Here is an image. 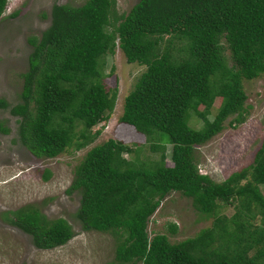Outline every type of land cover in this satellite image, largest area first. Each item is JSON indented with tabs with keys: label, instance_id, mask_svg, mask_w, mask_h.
Masks as SVG:
<instances>
[{
	"label": "trees",
	"instance_id": "trees-1",
	"mask_svg": "<svg viewBox=\"0 0 264 264\" xmlns=\"http://www.w3.org/2000/svg\"><path fill=\"white\" fill-rule=\"evenodd\" d=\"M5 2L0 0V15ZM26 41L30 50L17 102L0 99V109L17 118L16 140L34 158L81 149L96 137L98 131L89 129L107 119L116 95L115 88L104 87L100 71L113 47L126 63L144 67L123 97L117 121L141 136L149 152L157 151L158 162L123 158L139 145L108 138L86 150L66 191L78 194L73 218L81 230L115 236L105 264H264L258 189L264 185V132L251 163L220 182L197 173L193 154L226 116L234 114L231 126L241 122L240 81L264 73V0H136L118 15L113 0L55 2L47 27ZM190 116L199 121L197 128L187 124ZM7 131L0 122V133ZM165 145L169 166L162 161ZM47 177L45 170L42 179ZM168 192L189 199L204 215L231 201L234 212L214 215L209 227L177 243L163 234L147 237L146 219ZM12 218V226L40 250L64 244L72 233L63 219L45 224L35 211H12Z\"/></svg>",
	"mask_w": 264,
	"mask_h": 264
},
{
	"label": "rangeland",
	"instance_id": "rangeland-1",
	"mask_svg": "<svg viewBox=\"0 0 264 264\" xmlns=\"http://www.w3.org/2000/svg\"><path fill=\"white\" fill-rule=\"evenodd\" d=\"M84 0H6L0 15V99L7 104L17 102L20 77L26 68L30 46L27 38L38 37L48 25V10L52 3L78 6ZM136 0H113L118 15L125 13ZM16 12L14 16L11 13ZM225 65L232 66L222 39ZM102 58L100 71L105 88H115L116 95L107 119L100 121L89 132L98 131L85 147L65 149L53 158H34L16 140V117L7 109H0V122L8 130L0 133V264H105L112 259L114 235L93 230L83 231L73 218L78 204V194L66 192L75 166L87 149L104 140L120 139L131 148L138 146L137 153L123 155L140 162H158V152H149L143 138L135 135L131 127L118 123L123 97L131 90L135 80L144 70L136 63H126L115 46ZM111 68V70H110ZM242 120L229 125L234 114L226 116L221 129L201 145L193 149L197 173L206 175L213 182H220L231 172L251 163L253 154L264 132V73L249 80L240 81ZM218 98L212 102L208 119L214 114ZM197 110H201L198 106ZM187 124L197 128L199 121L190 116ZM79 129V126L76 127ZM169 146H164L163 163L168 160ZM47 179H42L44 171ZM243 181L239 183L242 184ZM264 200V185L258 187ZM234 202L218 206L214 214L204 215L192 209L189 199L177 192H168L149 215L145 223L147 237L163 234L168 243L191 238L210 226L215 216L228 218L234 212ZM35 211L40 220L51 223L63 219L71 230L70 238L62 245L40 250L32 246L29 236L12 226V211ZM257 217L253 221L256 223ZM174 226V231L170 226ZM139 264V263H134Z\"/></svg>",
	"mask_w": 264,
	"mask_h": 264
}]
</instances>
